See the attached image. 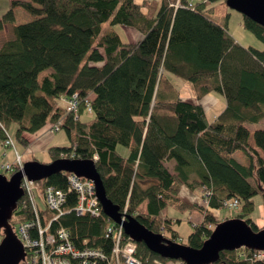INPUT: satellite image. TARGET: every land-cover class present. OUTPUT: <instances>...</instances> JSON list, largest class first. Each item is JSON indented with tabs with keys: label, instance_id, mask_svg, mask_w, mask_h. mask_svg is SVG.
<instances>
[{
	"label": "trees",
	"instance_id": "obj_1",
	"mask_svg": "<svg viewBox=\"0 0 264 264\" xmlns=\"http://www.w3.org/2000/svg\"><path fill=\"white\" fill-rule=\"evenodd\" d=\"M219 1L228 0L195 1L194 9L190 0H164L155 13L148 0H13L0 19V140H7L16 124L17 143L29 148L65 117L62 129L71 145L50 148L52 161L63 153L84 160L97 155L108 198L149 230L181 243L178 221L161 214L169 205L196 208L203 223L186 245L199 249L220 223L213 212L226 209L231 200L240 202L235 218L255 231L264 229L250 219L255 197L264 201V129L255 131L254 146L249 128L264 122V27L242 15L244 28L263 49L241 46L211 17L210 5ZM177 2L180 7L170 6ZM16 7L35 20L16 24ZM117 26L144 38L123 42L114 31ZM48 69L53 72L40 81ZM171 76L193 85L197 103L181 98ZM75 93L90 98L91 122H81L85 104L78 121L59 105L62 97ZM210 94L224 97L227 104L213 123L200 103ZM239 151L249 165L234 158ZM167 162H174L173 172ZM43 184L64 191L69 187L65 173ZM184 186H200V204L181 197ZM205 188L213 191L208 208L203 204ZM71 198L75 203L76 196ZM31 219L20 202L10 223L15 230ZM61 224L77 244L88 241L90 247L111 251L106 232L115 224L103 212L96 219L72 214ZM253 254L247 249L223 251L215 264H264L245 258ZM137 256L144 262L165 260L143 244Z\"/></svg>",
	"mask_w": 264,
	"mask_h": 264
},
{
	"label": "built area",
	"instance_id": "obj_2",
	"mask_svg": "<svg viewBox=\"0 0 264 264\" xmlns=\"http://www.w3.org/2000/svg\"><path fill=\"white\" fill-rule=\"evenodd\" d=\"M175 7H180V4ZM189 7L194 9V0H190ZM61 101L65 103L68 113L73 115L75 121L79 120L82 104H85L87 113L92 112L90 98L82 99L78 93L68 98L62 97ZM63 125L64 119H61L46 129L44 134H56ZM6 134L7 140H0V144L6 149L15 148L9 133ZM68 155L63 153L61 158L68 159L70 156ZM73 156L71 159H75V155ZM23 158L24 155L16 150L14 163L2 166V169L11 174L22 170L25 164ZM94 161H98L97 155L94 156ZM65 174L69 183L67 191L54 186L40 187L37 181L29 180L27 177L22 182L23 209L32 213V219L20 224L15 231L26 251L25 262L22 264H185L181 260L161 259L144 262L137 256L139 244L129 237L127 240L123 227L117 224H115L117 227L111 226L106 232V238L112 241L110 252L90 247L88 241H84L82 245L77 244L72 231L61 224L62 220L72 214L96 219L101 217L103 210L93 182L71 173ZM203 192V203L207 207L213 191L205 188ZM72 194L76 196L75 203L74 198H71ZM40 202L44 203L45 208L41 207ZM224 207L233 211L240 207V202L231 200L225 203ZM121 213L125 219L127 208ZM162 235L164 236L163 233ZM252 252H254L252 257L245 256V258L251 261H264L263 251Z\"/></svg>",
	"mask_w": 264,
	"mask_h": 264
},
{
	"label": "water",
	"instance_id": "obj_3",
	"mask_svg": "<svg viewBox=\"0 0 264 264\" xmlns=\"http://www.w3.org/2000/svg\"><path fill=\"white\" fill-rule=\"evenodd\" d=\"M227 6L264 27V0H228ZM62 173H71L93 182L103 213L110 222L122 226L124 233L131 240L143 244L150 252L165 260H181L185 264H215L223 251L247 249L264 252V229L255 231L245 220L239 218L219 223L199 249L176 243L162 234H157L131 216L123 219L120 207L107 196L94 160L61 158L51 164L26 162L24 168L11 177L0 173V232L3 234L0 243V264L25 262L26 251L23 243L10 223L24 197V178L45 181Z\"/></svg>",
	"mask_w": 264,
	"mask_h": 264
},
{
	"label": "rangeland",
	"instance_id": "obj_4",
	"mask_svg": "<svg viewBox=\"0 0 264 264\" xmlns=\"http://www.w3.org/2000/svg\"><path fill=\"white\" fill-rule=\"evenodd\" d=\"M139 1H140V3H143L144 0H139ZM148 1L150 2L151 9L154 10L155 13L159 12V10L162 6V3L164 2V0H148ZM179 4L180 3L172 4V6H175V5L179 6ZM210 8H214V13L211 15L212 19L215 21H218L219 23H221L225 27H226V25L229 24V26H228L229 33L231 34V36H235V39L238 40L242 46L254 47L256 49H263V44L252 33H250L248 30H246L244 28L243 17L240 13L231 10L227 6V4L223 3L222 1L211 4ZM23 12H24L23 15L18 14V20L19 21H23L22 19L30 18L29 13H27L25 11H23ZM107 28H108V24H105L103 26V29L106 30ZM128 30H132V32L139 34L138 31H136L132 28L130 29L128 27H124V26H117L114 28V31H116L120 35L121 39L124 42L127 41L126 39H127L128 35H126V33L129 32ZM131 41H133L134 43L138 42V40H131ZM52 72H53L52 69H48V70L44 71L43 73L40 74L39 80L42 81L44 77L50 75ZM170 82L174 86L175 91L179 92V94L183 100L188 101V102H192V103H197L196 92H195V89L191 83L186 82L182 79H179L175 76L170 77ZM215 96H219V95L215 94ZM59 105L63 108H66V110H67V106H65V103L63 101H59ZM66 115H69L68 110H67ZM64 120H65V117H64ZM249 128L252 132L251 143L254 146H256L255 139H254V133L257 129H264V122H261L260 124L249 125ZM17 129H18V126L16 124H12L8 130L9 136L14 141V144L16 146L15 148L6 149L0 144V173H3L8 177H11L12 174L3 170L2 165L5 166L8 160L15 161L16 150L19 151L22 155H24L26 153L25 161L27 160V158H29V160L37 161L41 164H51L53 161H52V158L49 154L50 148H52V147H68L71 145L67 131L65 129H61L60 132H58L56 134H53V135L49 134V135L44 136L42 138L43 140L53 142V144L50 147H48L46 149V151H45V149H42L41 152L36 153L35 152L36 149L34 148V144L40 137L35 138L34 142H32V144L29 146V148H24L23 146H21L17 143V139H16ZM44 132L45 131H43L41 133V135H44ZM259 150L262 151L261 149H259ZM120 151H123V150H120ZM260 153L264 157V153H262V152H260ZM64 154L68 155L67 153H64ZM73 155H75V157H76V154H71L70 159ZM234 158L239 163H241L243 165H249V159L243 151H239V152L235 153ZM170 167H172V166H170ZM170 167H169V169L171 170V172H173L172 171L173 169H171ZM37 182L39 183L40 187H45L43 184V181H37ZM194 190L198 191L197 188L192 190L188 186H184L183 190L181 192V197L183 199L191 202V203H201V199L199 197V191L195 193V192H193ZM21 202H22V207H23V201H21ZM40 203H41V207L45 208L44 203L43 202H40ZM142 209H143V211H145L146 207L144 206ZM240 213H241L240 209L235 210V211L227 210V209H221V210H216L213 212V214L220 221V223L223 221H226L225 220L226 218H228V220L235 219V217H237ZM161 216H163V217L169 216L171 218H174L176 221H178L175 224V229L179 233L181 243L184 245L188 244V238H189L190 234L195 230L196 226L203 223V219H204V216L196 208H190V207L179 208V207H174L171 205H169L166 209L163 210ZM250 219H252L254 221V224L258 228L264 227V201H263L261 195H258L255 197V210L252 213V215H250ZM22 224L23 223H21V225ZM18 226L19 225L15 226V230L18 228ZM2 240H3V234L0 232V243Z\"/></svg>",
	"mask_w": 264,
	"mask_h": 264
},
{
	"label": "crops",
	"instance_id": "obj_5",
	"mask_svg": "<svg viewBox=\"0 0 264 264\" xmlns=\"http://www.w3.org/2000/svg\"><path fill=\"white\" fill-rule=\"evenodd\" d=\"M23 1L29 2L30 0H23ZM196 1H199V0H196ZM137 2L140 3L139 0H137ZM12 3H13V0H0V19L11 9ZM35 6L38 8L37 5H35ZM23 11H25V10L23 8H21V7H16L14 9L15 23L16 24H19L20 25V24L30 23V22H32V21L35 20V17H33L32 15H30L29 16L30 18H28V19H22L23 21H19L18 20V14L23 15L24 14ZM215 22H217L218 24L222 25L218 21H215ZM228 26H229V24L226 25L227 29H228ZM128 31L129 32L126 33V35H128L127 36V39H126L127 40L126 41L127 43H134L131 40H138V42H140L144 38V35L141 34L140 32H139V34H136L135 32H132V30H128ZM231 37L235 39V36H231ZM235 41L238 44H240L238 40L235 39ZM200 103L204 106V108L206 110V113H207L208 121L210 123L215 122L218 119V117L222 114V112L226 109V106H227L226 101H225V98L222 97V96H220V95L219 96H215V94H210V95L206 96ZM92 120H93V115H91L89 113H86V114H84L81 117V122L82 123H89ZM44 136H46V135L45 134L44 135H40L39 136L40 138L38 137L39 139L34 144V148L36 149V151H35L36 153L41 152L42 149H45V151H46V149L53 144V142H50V141H47V140H43L42 138ZM25 158H26V153L24 154V158H23L24 159V162L26 163V162H29V161H33V160H29V158H27V160L25 161ZM13 163H14V161L8 160L7 163H6V165L13 164ZM166 164H167L168 167L172 166V167H170L171 169H173L174 168V165H175L174 162H167ZM197 189L199 191V197L201 199V188H200V186H198ZM198 191L197 190H194L193 192L196 193ZM185 201H187V200H185ZM198 204H200V203H198Z\"/></svg>",
	"mask_w": 264,
	"mask_h": 264
}]
</instances>
